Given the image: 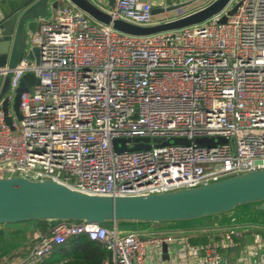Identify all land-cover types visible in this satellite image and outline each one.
Wrapping results in <instances>:
<instances>
[{
	"label": "built area",
	"instance_id": "1",
	"mask_svg": "<svg viewBox=\"0 0 264 264\" xmlns=\"http://www.w3.org/2000/svg\"><path fill=\"white\" fill-rule=\"evenodd\" d=\"M106 12L154 24L151 0H114ZM183 15L176 8L174 18ZM90 19L74 5L54 7L30 37L38 62L25 53L11 70L9 97L25 75L33 79L19 94L20 118L0 107V178L49 179L122 196L264 169V0H230L201 23L142 36ZM6 72L0 66V74ZM133 137L149 148L114 150V139ZM45 222L48 231L35 230L20 264L42 263L75 235L100 242L111 255L104 264H190L151 258L154 247L176 240L202 252L207 264H238L224 263L217 241L193 247L184 237H143L116 222ZM241 235L236 226L223 233L227 241Z\"/></svg>",
	"mask_w": 264,
	"mask_h": 264
},
{
	"label": "water",
	"instance_id": "2",
	"mask_svg": "<svg viewBox=\"0 0 264 264\" xmlns=\"http://www.w3.org/2000/svg\"><path fill=\"white\" fill-rule=\"evenodd\" d=\"M54 1L56 0H0V66L7 68L4 75L0 74V107L5 114L12 109L20 118L19 94L27 89L26 81L32 80L33 77L27 74L22 78L10 106L7 92L11 70L25 53L38 62L39 49L31 45L30 37L38 29L40 20L48 16L49 6ZM67 1L101 23L112 22V27L119 32L138 36L201 23L230 2L213 0L181 17L142 26L122 19H112L91 0ZM108 1L110 5L114 2ZM236 6L234 5L227 15L232 14ZM226 18L227 16L223 15L219 22H225ZM127 141L134 145L128 147L125 144ZM138 141V137L117 138L112 144L115 151L149 148L148 143ZM145 141H148V138ZM176 141L188 143L187 140ZM195 141L200 145L205 142L212 143V139ZM253 202H260L257 207L264 210V169L248 171L195 187L122 196L89 194L49 179L35 181L17 176L0 178V224L69 219L117 224L180 221L227 212L238 205ZM165 250L163 244V251ZM166 258L165 254L164 259Z\"/></svg>",
	"mask_w": 264,
	"mask_h": 264
},
{
	"label": "crops",
	"instance_id": "3",
	"mask_svg": "<svg viewBox=\"0 0 264 264\" xmlns=\"http://www.w3.org/2000/svg\"><path fill=\"white\" fill-rule=\"evenodd\" d=\"M65 1L68 2L66 5H73L69 1ZM91 1L103 11L108 10L111 6L108 0ZM212 1L213 0H199L195 3V5H184L190 2L183 0H151L154 24L174 19V17L176 16V8L178 7L182 9V12L185 15L206 6ZM176 5H178V7L175 8ZM168 7L174 8L167 11L164 10ZM53 9L54 8L51 9L49 6L48 16L44 19H49L52 17ZM172 14L173 16H171ZM93 20L95 19L93 18ZM13 98L14 95H11L9 97L10 106L13 102ZM251 211H257L259 214L258 217L251 218L248 214L250 210L247 209V207H242L238 210L239 213L237 214L232 211H227L212 215L208 218L200 219L198 222L180 220L136 222L134 224L138 229H140L139 233L142 234L143 237H146L151 233H163L175 237H184L193 247L205 245L208 242L217 241L221 245L219 250L223 254L224 263L237 262L238 264H264V210L251 209ZM241 217L244 218V223L236 222L237 219ZM20 223L21 222H17L9 225L14 226L19 225ZM123 225H130V223H124ZM231 226L239 227V229L242 230V235L234 237L231 241H227L224 239L223 233L228 227ZM20 228L24 233H26L27 231L29 232L27 233V235H30L31 241L27 248L24 250L27 251V254L23 258H21L20 261H17L13 264H20L28 256L34 244L35 230L39 229L42 232H46L49 229V224L45 221H29V227H26L27 231L23 226H21ZM163 244H165L166 247L165 252L163 251ZM163 244L152 249L151 258L154 261L186 259L190 264H207L203 259L202 252L194 253L191 249L185 248L181 240ZM54 251L40 264H47L48 261L52 258ZM165 254L167 255L166 259H164ZM110 256L111 255L108 252V256L103 259L102 264H104V261L107 259L111 260V258H109ZM49 264L61 263L53 262Z\"/></svg>",
	"mask_w": 264,
	"mask_h": 264
},
{
	"label": "rangeland",
	"instance_id": "4",
	"mask_svg": "<svg viewBox=\"0 0 264 264\" xmlns=\"http://www.w3.org/2000/svg\"><path fill=\"white\" fill-rule=\"evenodd\" d=\"M198 1L199 0H196L190 3H186L184 5H189V4L195 5V3ZM67 3L68 2H66L65 0H56L52 3V5H50V8L52 9L54 7L66 5ZM171 16H173V14ZM90 21L93 23L96 22L95 20L92 19H90ZM259 204L260 202H253L245 205H238L231 211L237 214L239 213L238 212L239 209H241L242 207H247V209L250 210V212L248 213L250 217L256 218L259 215L258 212L257 211L252 212L251 209H258L257 206ZM211 216L198 217L186 221L198 222L200 219L208 218ZM236 222L244 223V218L243 217L238 218ZM9 224H14V223L0 224V264H11V262L13 264L17 261H20V259L27 254V251L24 250L27 248V246L30 244L31 241L30 235H27V233H29L27 231V228L29 227V221L21 222L19 225H14V226H10ZM21 226H23L26 229L27 231L26 233L22 232V229L20 228ZM119 228L121 230L125 229L136 232H139L140 230L136 227L134 223H130V225H125V226L123 224H119Z\"/></svg>",
	"mask_w": 264,
	"mask_h": 264
},
{
	"label": "trees",
	"instance_id": "5",
	"mask_svg": "<svg viewBox=\"0 0 264 264\" xmlns=\"http://www.w3.org/2000/svg\"><path fill=\"white\" fill-rule=\"evenodd\" d=\"M106 256L108 252L101 243L89 239L86 235H75L55 249L47 264H102Z\"/></svg>",
	"mask_w": 264,
	"mask_h": 264
}]
</instances>
